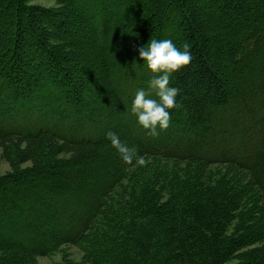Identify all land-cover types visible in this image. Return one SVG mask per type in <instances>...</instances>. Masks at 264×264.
Instances as JSON below:
<instances>
[{"label":"trees","instance_id":"1","mask_svg":"<svg viewBox=\"0 0 264 264\" xmlns=\"http://www.w3.org/2000/svg\"><path fill=\"white\" fill-rule=\"evenodd\" d=\"M34 1L0 0V264H264V0Z\"/></svg>","mask_w":264,"mask_h":264},{"label":"rangeland","instance_id":"2","mask_svg":"<svg viewBox=\"0 0 264 264\" xmlns=\"http://www.w3.org/2000/svg\"><path fill=\"white\" fill-rule=\"evenodd\" d=\"M37 4L46 6V7H52L56 6L57 2L56 0H36L34 1ZM84 90L85 94H90L87 87ZM90 101L93 103L94 100L101 101L100 98L95 97L93 94H90ZM88 100V99H87ZM1 152L2 149L0 147V157H1ZM30 165V162H27L23 164V167H27ZM10 170V165L7 161L5 160H0V175L6 173L7 171ZM92 176L95 175V173L91 174ZM82 256H83V251L77 247L76 245H68V246H63V248L56 253L46 256V257H38L37 263L35 264H65V259L66 258H72L75 261H82Z\"/></svg>","mask_w":264,"mask_h":264}]
</instances>
